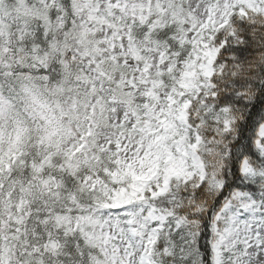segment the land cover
<instances>
[{
    "label": "snow or ice",
    "instance_id": "1",
    "mask_svg": "<svg viewBox=\"0 0 264 264\" xmlns=\"http://www.w3.org/2000/svg\"><path fill=\"white\" fill-rule=\"evenodd\" d=\"M0 264H264V0H0Z\"/></svg>",
    "mask_w": 264,
    "mask_h": 264
}]
</instances>
